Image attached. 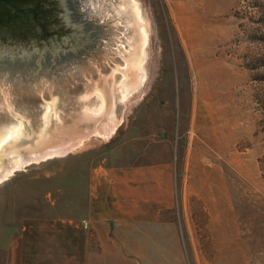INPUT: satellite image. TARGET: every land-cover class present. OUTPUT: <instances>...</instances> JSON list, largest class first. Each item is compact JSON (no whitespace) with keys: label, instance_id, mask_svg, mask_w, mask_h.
<instances>
[{"label":"rangeland","instance_id":"obj_1","mask_svg":"<svg viewBox=\"0 0 264 264\" xmlns=\"http://www.w3.org/2000/svg\"><path fill=\"white\" fill-rule=\"evenodd\" d=\"M138 1L151 27L149 69L127 99L108 89L137 33L119 16L123 0H87L81 19L69 0H55L70 34L0 45V67L18 58L35 69L19 77V66L15 74L0 69V98L10 95L32 134H39L46 102L58 98L61 125L52 124L50 138L54 146L73 143L81 111L101 102L81 99L88 83L108 95L97 121L120 120L111 136L92 134L64 155L0 180V264H11L25 216L56 212L44 202L45 190L60 189L57 211L70 210L73 155L84 149L88 167L167 155L175 164L171 208L159 220L120 227L112 244L100 240L91 262L264 264V0ZM2 107L0 135L14 118Z\"/></svg>","mask_w":264,"mask_h":264},{"label":"crops","instance_id":"obj_2","mask_svg":"<svg viewBox=\"0 0 264 264\" xmlns=\"http://www.w3.org/2000/svg\"><path fill=\"white\" fill-rule=\"evenodd\" d=\"M86 150L73 155L71 197L66 201L70 210L57 211L60 189L45 190L44 202L56 212L23 218L11 244V264H95L88 255L100 240L112 244L120 227L159 220L171 208L175 164L170 155L142 164L91 163L88 167L83 161ZM83 219L89 221V230L83 227Z\"/></svg>","mask_w":264,"mask_h":264},{"label":"bare ground","instance_id":"obj_3","mask_svg":"<svg viewBox=\"0 0 264 264\" xmlns=\"http://www.w3.org/2000/svg\"><path fill=\"white\" fill-rule=\"evenodd\" d=\"M118 12L121 18L122 16L128 18L127 24L133 25L137 33L132 39L128 38L129 42H127L126 48L129 49V56L124 57L122 64L112 68L111 83L108 89L114 91V88H116L121 98L127 99L135 89L146 82L148 77L151 27L138 0H123V7ZM117 72H119V75ZM117 76L120 77L119 81L115 79ZM90 85L89 83L86 85L87 88L81 95L82 98H80L84 101H91L94 98L99 102L101 100V102L93 110L84 108V111H81L82 116H79V120L75 122L74 142L70 143L68 141L69 143L67 145L65 143L64 146H54L55 142L52 143L50 138L54 129L52 124L56 123V127L61 125L58 98L51 97V100L46 102L43 116L40 119L39 134L37 135L32 134L30 120H27L28 117L25 112L18 111L17 107L12 104L10 95L4 93L6 96H4V99L0 98V105L3 106V109H8L9 114H12L14 118L10 119L11 123L7 128L5 127L4 133L1 131L2 135H0V180L7 178L15 170L24 167L27 162L71 151L92 134L105 137L113 134L120 120L113 115L108 122L99 123L97 121L98 114L103 111L106 103H108V95L100 87L93 89L90 88ZM96 110H98V113Z\"/></svg>","mask_w":264,"mask_h":264},{"label":"water","instance_id":"obj_4","mask_svg":"<svg viewBox=\"0 0 264 264\" xmlns=\"http://www.w3.org/2000/svg\"><path fill=\"white\" fill-rule=\"evenodd\" d=\"M1 1L12 7L15 11L19 12L20 14L29 13L30 11H34V12L36 11V9L33 7L20 8V6H18L12 0H1ZM34 1H38L44 4L45 6H48L47 9L49 10L44 11L43 13V16L45 17L44 19L46 21V31L43 33L41 28L40 29L36 28L32 32H30L27 36L20 35V33L7 34L6 33L7 31L12 32L19 30L22 31L24 29H27V27L29 26L28 20L26 18H20V17L9 18V20L4 19L3 21L0 19V45L19 42L22 46H25L28 43H30L33 39L43 40L46 38H52L53 36L62 37L72 32V30L69 28V26L66 24V22L63 19L62 16L63 8L60 4H57L55 0H33V2ZM69 1L71 4V8H73V10L75 11L74 14L75 19L77 18L81 19L80 16L82 14V7L85 8L84 10H87V0H69ZM96 15L97 14H92V15L90 14L93 20L97 21V27H101L105 20L100 21L99 19L101 18V16L96 17ZM96 41L99 42L100 44H103L104 42L103 40H101V38H98ZM30 63L31 61L28 59L27 60L25 59L23 61V60H19L18 58H14L13 62H8L6 66L11 67L10 69H12L11 71L12 74H15L17 66L21 67V69L18 70V72L16 73L18 77L22 75L31 76L32 71H34L35 69L34 68L31 69ZM5 67L3 65L2 67H0V69L1 70L5 69ZM37 67L38 66H36V68Z\"/></svg>","mask_w":264,"mask_h":264},{"label":"trees","instance_id":"obj_5","mask_svg":"<svg viewBox=\"0 0 264 264\" xmlns=\"http://www.w3.org/2000/svg\"><path fill=\"white\" fill-rule=\"evenodd\" d=\"M14 3H16L20 8H26L27 6H32L37 10V13L34 11H31L27 14H20L19 12L15 11L12 7L7 5L6 3H3V1L0 0V19L3 21L4 19L9 20V18L13 17H20V18H26L28 20V27L27 29H24L22 31H7V34H18L23 36H27L30 32H32L34 29H40L43 30V26L46 29V21L45 17L43 16L44 11H47L48 6H45L44 4L34 1L33 0H12ZM35 13V14H34ZM37 19L41 22L40 25L37 23ZM9 22V21H8ZM5 33V32H4Z\"/></svg>","mask_w":264,"mask_h":264},{"label":"built area","instance_id":"obj_6","mask_svg":"<svg viewBox=\"0 0 264 264\" xmlns=\"http://www.w3.org/2000/svg\"><path fill=\"white\" fill-rule=\"evenodd\" d=\"M83 227L85 228V230H89L90 229V223L88 220L83 219Z\"/></svg>","mask_w":264,"mask_h":264},{"label":"flooded vegetation","instance_id":"obj_7","mask_svg":"<svg viewBox=\"0 0 264 264\" xmlns=\"http://www.w3.org/2000/svg\"><path fill=\"white\" fill-rule=\"evenodd\" d=\"M27 7H32V6H27ZM30 12H31V11H30ZM30 12H29V13H30ZM35 13H37V10L35 11ZM35 13H34V14H35ZM25 14H27V13H25ZM37 23L40 25L41 22L37 19ZM45 31H46V29H45L44 26H43V30H42V32L44 33Z\"/></svg>","mask_w":264,"mask_h":264}]
</instances>
